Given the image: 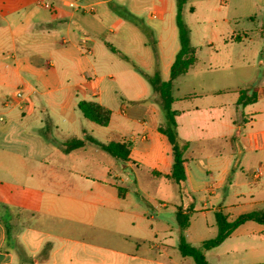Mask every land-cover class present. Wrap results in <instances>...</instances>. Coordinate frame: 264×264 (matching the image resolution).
Masks as SVG:
<instances>
[{"label": "crops", "instance_id": "obj_1", "mask_svg": "<svg viewBox=\"0 0 264 264\" xmlns=\"http://www.w3.org/2000/svg\"><path fill=\"white\" fill-rule=\"evenodd\" d=\"M43 1L51 2L55 10L42 6ZM72 1L78 8L69 6ZM109 1L0 0V264H196L179 251L177 210L189 214L184 234L195 247L205 241L195 243L191 237V218L198 212L213 211L215 218L221 212L231 221L236 218L230 213L234 206L264 211V26L258 30V44H252V34L243 28L235 27L224 38L226 45L231 44L227 62L249 76L220 77L216 81L230 79L231 85L174 98L179 136L189 142L184 155L186 180L183 191L179 188L181 202L172 211L174 234L172 231L159 237L156 225L125 208L122 199L128 190L119 193V183L112 181L113 174L121 183L127 182L117 168L123 161L90 141L77 149H64L67 141L87 136L104 144L127 141L132 147L125 167L148 164L154 176L176 182L170 177L172 146L159 131L165 122L155 119V108L150 112L138 107V115L129 119L141 125L140 134L117 140L99 137L103 133L98 128L101 125L92 121L94 124H85L81 118V100H94L114 111L115 97L103 86L108 85L105 78H114L110 68L114 55L121 56L109 45L144 66H151L152 57L155 61V56L139 52L142 42L139 40L137 47L136 22L152 32L163 80L170 79V67L180 48L177 25L173 26L176 12L174 17L172 0H150L152 6L169 4L170 9L159 13L131 8L118 17L107 8L97 9ZM241 18H235L236 22ZM167 19L170 29L165 32ZM83 36L90 40V54L81 48ZM147 45L148 41L146 49ZM242 89L255 91L257 100L238 108ZM17 90L23 91L26 102L12 101ZM176 103H185L186 107L176 109ZM120 112L125 113V108ZM195 147L211 158L212 163L206 166L198 164L208 180L202 181L191 166L197 160ZM81 150L83 153L77 154ZM96 153H108L113 160L107 158L97 167ZM238 156L241 161L236 164ZM245 166L251 170L246 180L237 171ZM258 168L261 174L256 176ZM231 173L239 189L230 190L229 183L227 190H217ZM219 176L220 184H216ZM21 179L32 181L24 183ZM35 180L46 181V186ZM111 233L118 236L112 238ZM16 245L23 247L22 254ZM217 247L204 250L211 264H238L232 260L234 253L216 254L212 262L209 253Z\"/></svg>", "mask_w": 264, "mask_h": 264}, {"label": "rangeland", "instance_id": "obj_2", "mask_svg": "<svg viewBox=\"0 0 264 264\" xmlns=\"http://www.w3.org/2000/svg\"><path fill=\"white\" fill-rule=\"evenodd\" d=\"M172 3V11L175 17L177 9L176 0H172ZM191 6L194 7V11H189ZM101 7L107 8L114 17H118L122 11H130L131 8H145L147 11L157 13L164 9H170L167 2H158L152 6L150 0H111L102 6H98L97 9L100 11ZM147 13H145V16ZM239 16L242 18L238 19L239 22L237 23V19L235 18ZM249 17L252 19H249ZM184 20L192 30V45L196 50L197 63L192 71L176 79L173 90L174 98L187 94H200L214 89H223L225 85H231L230 79L216 81L220 77L231 78L232 76H236L239 78L240 76H249V74H242L238 68L231 66L230 62H227V60L230 61L231 44L226 45L224 38L228 37L235 27L243 28L252 34V44H258L260 42L258 30L264 26V0H189L184 8ZM106 23L107 25H112L109 22ZM169 26L170 21L167 19L164 23L165 32L169 31ZM173 26L176 28L175 18H173ZM135 32L137 47L139 46L138 41L142 42V48L139 52L146 56H154L150 45H147V49L145 48V44L148 41L146 33L139 27L136 28ZM177 44L179 46V40H177ZM132 59L131 61H127L118 55H114V60L110 67L114 73V81L110 78L104 79V82L108 83V85L104 84L103 86L105 92L114 96L116 100V104L112 106L114 111H112V118L108 127L96 125L100 130H103V133L98 134V136L100 135L99 137L104 139L117 140L123 137L128 138L132 134L139 135L141 125L129 119L138 115L136 114L138 107L147 108L150 112L155 108L157 110V114L154 115L155 119H160L159 121L161 122L166 121L165 113L156 101L159 100V97H156L157 95L153 91L151 84L140 72V69L149 74L155 72L156 64L153 61V57L152 64L149 67L142 65L136 58ZM165 77L167 78L168 74ZM209 96L212 97L214 95ZM195 100L192 99L191 101L195 102ZM122 107L125 108V113L123 114L120 112ZM174 107L182 109L186 105L185 103H176ZM241 116L239 117L240 123H242ZM81 118L85 124H94L84 117ZM226 149L224 143L222 152L224 155ZM82 153L83 150L77 154ZM95 156L94 165L97 167L99 166V162L102 163L103 160L105 162L107 158H112L113 160V157L108 155V153H96ZM195 157L197 162L193 160L191 166L195 168L202 181L208 180V175L203 170L204 168H200L198 164L206 166L212 163L211 158L207 154L199 153L198 147H195ZM240 161L241 157H236V164ZM90 164L92 163L90 162ZM124 165H126V162H122L117 168L121 172V175L128 178L127 182L121 183L119 179L114 178L113 174L112 181L119 183L120 187L128 190L125 198L122 199L125 208L129 213L142 215L145 220H148V224L156 225L159 237H165L172 231V234H174L176 225L172 211L175 205L181 202L179 185L172 180L154 176L152 168L148 164L134 165L133 167H125ZM237 171L242 172L244 180L247 179V175L251 174V170H248L247 166L244 167L243 171L242 169H238ZM135 178L136 181H134ZM215 179L216 184H220V176ZM20 181L30 183L32 180L21 179ZM35 181L46 186V181ZM50 181L54 183L55 179H50ZM229 183H232V189L230 190L239 189L238 180H236L234 173H231L228 180L221 184L217 190L221 192L227 190L230 186ZM163 203H165V206H162ZM214 203L216 204L215 201ZM255 211H258L255 207L234 206L230 213L232 217H237L240 214ZM5 220L8 221V219ZM191 221V237H193L192 240L195 243L216 235L217 224L213 211H210L208 214L198 212L193 215ZM111 234L112 238L118 236L116 233ZM9 237L10 241H12L11 230ZM226 253H234L232 256L234 263L264 264V225L254 221L241 225L230 235L224 244L209 253V258L213 262L215 261L216 254ZM190 260L193 262L192 258Z\"/></svg>", "mask_w": 264, "mask_h": 264}, {"label": "trees", "instance_id": "obj_3", "mask_svg": "<svg viewBox=\"0 0 264 264\" xmlns=\"http://www.w3.org/2000/svg\"><path fill=\"white\" fill-rule=\"evenodd\" d=\"M188 1L189 0H176V25L178 29L180 48L176 53L175 59L170 67V79L168 80H163L161 77L158 49L156 42L153 39L152 32L143 23L136 22V26L141 28L148 36V42L150 43L154 52L156 64L155 72L153 74H148L141 69L140 72L146 77L153 90L157 93L159 97V104L165 113L166 121L164 125L159 126V131L166 136L172 146L173 169L170 177L176 181L181 191H183L184 182L186 180L184 155L189 148V142L179 136L178 124L176 121V117L179 112L173 109L172 104L174 101V81L178 77L186 74L197 60L196 50L191 43V29L184 20V8ZM190 10L193 11L194 8L191 7ZM109 47L114 53L119 54L123 59L131 61L130 58L120 50L110 45ZM256 100L257 94L255 91L250 93L248 89H242L240 90L237 107H244L245 105L253 103ZM78 109L86 119L98 125L107 126L110 123L112 111L97 101L81 100L78 103ZM87 141L99 145L103 150L107 151L112 156L123 162H127L130 159L129 155L132 145L127 141H110L104 144L98 142L91 136H87L86 139H72L67 141L64 143V149L66 151H70L80 148L84 146ZM116 187L119 193L124 190V188L120 186ZM216 218L218 225V232L216 236L203 241L201 247H195L186 240L184 234V231L188 226L189 214L182 212L181 209L177 210L176 219L180 226L178 248L182 255L192 257L196 264H211L206 259L204 250H209L219 246L237 227L247 221H255L264 224V211L244 213L231 221H229L227 217L221 212H217ZM16 248H18V252H20V254L24 252L23 247L16 245Z\"/></svg>", "mask_w": 264, "mask_h": 264}, {"label": "built area", "instance_id": "obj_4", "mask_svg": "<svg viewBox=\"0 0 264 264\" xmlns=\"http://www.w3.org/2000/svg\"><path fill=\"white\" fill-rule=\"evenodd\" d=\"M41 4H42V6L48 8L50 10H55V6L49 1H43ZM69 6L72 8H78L76 1L70 2ZM81 48H82V50H84L85 53H87V54L91 53L90 40L87 36H83L81 38ZM12 101L16 102L18 104L26 102V97H25L23 91L17 90L15 92L14 96L12 97ZM254 174L256 176H259L261 174V169L260 168L256 169Z\"/></svg>", "mask_w": 264, "mask_h": 264}]
</instances>
